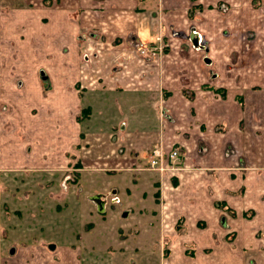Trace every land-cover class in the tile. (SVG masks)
I'll list each match as a JSON object with an SVG mask.
<instances>
[{
    "label": "crops",
    "instance_id": "0c3cea01",
    "mask_svg": "<svg viewBox=\"0 0 264 264\" xmlns=\"http://www.w3.org/2000/svg\"><path fill=\"white\" fill-rule=\"evenodd\" d=\"M252 6L249 0L5 5L0 106L8 111L0 118V172L60 171L81 155L69 147L81 145L75 138L106 140L105 147L118 135L131 155L179 144L181 164L162 174L160 214H227L233 221H223V229L235 237L223 245L239 252L233 264H264V7ZM141 44L167 49L143 53ZM231 49L233 66L211 69L209 54L224 57ZM82 107L92 111L79 120ZM141 107L150 115L153 108L159 124L135 129L126 112L143 122L148 114H139ZM24 142L33 146L25 162ZM1 189L0 180V264H86L77 241L52 243L22 214H2L8 195ZM254 217L263 222L247 234L243 225Z\"/></svg>",
    "mask_w": 264,
    "mask_h": 264
},
{
    "label": "rangeland",
    "instance_id": "374dc122",
    "mask_svg": "<svg viewBox=\"0 0 264 264\" xmlns=\"http://www.w3.org/2000/svg\"><path fill=\"white\" fill-rule=\"evenodd\" d=\"M250 1L254 8L264 7L263 0ZM10 2L19 3V0H0V12ZM246 4L249 5L248 2ZM230 35L233 37L231 31ZM144 46V50L148 52L167 49L165 44L160 49L146 44ZM204 52L208 54L207 50ZM209 56L213 60H210L213 70L233 66L232 49L224 57H215L213 52ZM14 57L18 62L17 56ZM23 61L27 64L28 59ZM36 62L42 66L41 59ZM158 105L159 102L156 103ZM151 110V115L147 108L141 107L138 110L139 114H148L143 122L138 117L136 121L137 112L129 113L127 110L126 115L130 124L138 123L134 125L135 129H151L159 124L158 116L156 118L154 109ZM5 111L8 110L0 106L1 120V114ZM91 111L90 107H82L79 120L88 117ZM5 118L8 116L3 119ZM118 137L115 135L110 138L105 147L100 145L102 142L106 143V140L75 138V141H81V145L75 142L73 145L69 143V147L81 151L79 161L73 159L74 164H66V168L60 171L0 172L3 184L1 190L8 195L3 198L7 203L2 206V214H22L24 222L30 221L28 224L33 227L42 228L43 231H39L51 238L54 241L52 243L77 241L82 255H87L86 264L235 263L239 252L234 248L228 250L223 245L225 241L231 243L235 237L234 232L227 233L223 229V221L233 220L227 214H160L161 179L163 172L168 169L160 171L149 167V149L145 154H128V146L125 148V143L122 144ZM29 144L31 143L24 142L21 145L20 150L25 154L29 153L23 156L24 162L30 161L33 156V146L30 145V151L27 149ZM175 147L179 148L180 145L175 144L173 148ZM180 150L183 152L184 148ZM66 154L73 157L70 152ZM181 155L183 158L184 154ZM6 157L3 156L1 162L9 161ZM74 157L76 158L75 155ZM180 164L176 163L175 166ZM97 193L106 195L103 212H99L97 204L90 198ZM246 220L248 222L244 223L243 230L247 234L256 230L263 222L259 217ZM220 228L222 231L218 232ZM242 257L246 259L245 255ZM248 264L252 262L249 261Z\"/></svg>",
    "mask_w": 264,
    "mask_h": 264
},
{
    "label": "built area",
    "instance_id": "2783aa9c",
    "mask_svg": "<svg viewBox=\"0 0 264 264\" xmlns=\"http://www.w3.org/2000/svg\"><path fill=\"white\" fill-rule=\"evenodd\" d=\"M140 50L141 52H145L143 47L144 44H141ZM182 159L181 150L177 147L172 148L170 150H166L162 146H154L149 153V167L152 169H158L160 171L171 169L176 167V163L178 164ZM178 166V165H177Z\"/></svg>",
    "mask_w": 264,
    "mask_h": 264
},
{
    "label": "water",
    "instance_id": "95a60500",
    "mask_svg": "<svg viewBox=\"0 0 264 264\" xmlns=\"http://www.w3.org/2000/svg\"><path fill=\"white\" fill-rule=\"evenodd\" d=\"M191 40L193 41V43L195 45H198V41H199V36L198 34L192 30L191 32ZM105 196V194L103 193H97L92 195L90 198L97 204V209L99 210V212H103L105 210V199L103 198ZM127 213V212H125Z\"/></svg>",
    "mask_w": 264,
    "mask_h": 264
},
{
    "label": "flooded vegetation",
    "instance_id": "af4514ba",
    "mask_svg": "<svg viewBox=\"0 0 264 264\" xmlns=\"http://www.w3.org/2000/svg\"><path fill=\"white\" fill-rule=\"evenodd\" d=\"M103 194H104V193H103ZM103 198L105 199V202H106V201H107V200H106V195H105Z\"/></svg>",
    "mask_w": 264,
    "mask_h": 264
},
{
    "label": "trees",
    "instance_id": "16d2710c",
    "mask_svg": "<svg viewBox=\"0 0 264 264\" xmlns=\"http://www.w3.org/2000/svg\"><path fill=\"white\" fill-rule=\"evenodd\" d=\"M224 95V94H223Z\"/></svg>",
    "mask_w": 264,
    "mask_h": 264
}]
</instances>
